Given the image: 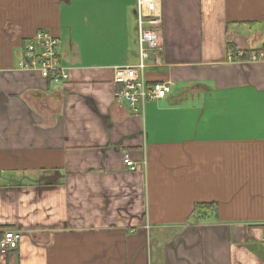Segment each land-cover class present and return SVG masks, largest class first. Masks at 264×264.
Returning <instances> with one entry per match:
<instances>
[{"label": "crops", "instance_id": "1", "mask_svg": "<svg viewBox=\"0 0 264 264\" xmlns=\"http://www.w3.org/2000/svg\"><path fill=\"white\" fill-rule=\"evenodd\" d=\"M161 10L148 77L171 92L132 115L114 77L139 62L135 0H0V235L20 233L0 264H264V0ZM41 30L64 84L17 69Z\"/></svg>", "mask_w": 264, "mask_h": 264}, {"label": "built area", "instance_id": "2", "mask_svg": "<svg viewBox=\"0 0 264 264\" xmlns=\"http://www.w3.org/2000/svg\"><path fill=\"white\" fill-rule=\"evenodd\" d=\"M139 33V62L136 65H124L115 68L114 82L119 86L115 99L127 105L132 115H141L149 102H158L171 92V83L150 84L149 69L162 66L160 54V29L163 25L161 0H135ZM246 53L231 51L229 62L245 60ZM249 61H263L264 48L249 53ZM18 70L37 72L53 85L68 81L69 73L61 63L59 40L50 32L41 30L28 40L21 49ZM126 167L132 171L138 165L129 157L124 159ZM20 233L5 230L0 235V257H6L18 249ZM264 242V230L262 236Z\"/></svg>", "mask_w": 264, "mask_h": 264}, {"label": "trees", "instance_id": "3", "mask_svg": "<svg viewBox=\"0 0 264 264\" xmlns=\"http://www.w3.org/2000/svg\"><path fill=\"white\" fill-rule=\"evenodd\" d=\"M232 48V47H230ZM248 54V52H247ZM157 83V82H154ZM150 84H153L150 82ZM215 208L214 204H197L194 209V213H197L199 215H206L208 212L212 211Z\"/></svg>", "mask_w": 264, "mask_h": 264}]
</instances>
